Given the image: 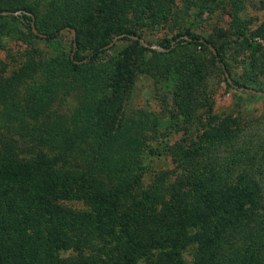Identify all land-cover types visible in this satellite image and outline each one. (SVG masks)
<instances>
[{
	"label": "trees",
	"instance_id": "16d2710c",
	"mask_svg": "<svg viewBox=\"0 0 264 264\" xmlns=\"http://www.w3.org/2000/svg\"><path fill=\"white\" fill-rule=\"evenodd\" d=\"M65 27L72 58L34 44ZM3 39L0 264H264V130L212 112L201 55L226 89L264 93V2L0 0ZM137 77L161 91L158 113L127 110ZM53 102L67 114L48 118Z\"/></svg>",
	"mask_w": 264,
	"mask_h": 264
},
{
	"label": "rangeland",
	"instance_id": "374dc122",
	"mask_svg": "<svg viewBox=\"0 0 264 264\" xmlns=\"http://www.w3.org/2000/svg\"><path fill=\"white\" fill-rule=\"evenodd\" d=\"M258 1V0H256ZM264 2V0H259ZM247 18H257L258 21H261L263 17L260 16L259 13L261 11H256L254 8H249L247 10ZM205 16L202 17L198 22L193 20L194 29L197 33L202 36H207L208 33L211 32V29L214 25V21L211 19H204ZM226 18L223 17V24L225 23ZM166 36V31L161 29L152 34H144L142 32V37L150 42L158 39L159 37ZM69 38L70 35L68 31L64 30L63 32H59V36L55 40V44L47 43L45 41H33L34 44L39 48L42 53H46V55H64L67 56L70 53L69 48ZM3 44L0 49V73L5 71V74H8L16 65L12 62V59L9 57L8 49H13L15 52L14 43L3 39ZM7 42H10L7 44ZM114 44L117 47H120L124 44L123 41L118 39ZM202 58L206 62V71L205 75H207V101L212 104V112L215 115L219 116H232L234 118H238L242 121V125H250L252 128L250 131L255 130L257 134L263 133L264 123L257 121L261 115L264 114V97H252L248 94L250 93H242L240 91L228 90L225 88L222 83V74L220 68L217 63L210 62L209 54L206 51L201 52ZM73 56V54H72ZM78 56H82L78 54ZM236 60L232 62L231 72L233 75H239L241 73V67L239 66V58H235ZM3 75V74H2ZM235 77V76H234ZM160 92L153 85V80L147 77H137L133 83L129 101L127 104V110L129 109H143L147 111H159V100H160ZM259 96V95H258ZM262 97V96H261ZM206 101V100H205ZM206 101V102H207ZM63 104V103H62ZM69 111V108L66 105H61L58 102H53L50 105L48 118L54 117V115H66ZM161 117L162 114H159ZM172 139L177 137V135L172 134ZM171 139V140H172ZM163 163L159 164V167H162Z\"/></svg>",
	"mask_w": 264,
	"mask_h": 264
},
{
	"label": "water",
	"instance_id": "95a60500",
	"mask_svg": "<svg viewBox=\"0 0 264 264\" xmlns=\"http://www.w3.org/2000/svg\"><path fill=\"white\" fill-rule=\"evenodd\" d=\"M19 12H23L25 13L24 11H16V12H13L12 14H18ZM9 14V13H7ZM33 19V18H32ZM31 19V20H32ZM30 28H31V32L34 34V35H37L38 37H44L43 34H40V33H37L35 28H34V24H33V20L31 21L30 23ZM64 30L66 31H69L70 32V35H71V38L73 39L74 36H75V32L73 29L69 28V27H65L64 29H60L59 32H63ZM121 37H123V35H116L114 36L111 41L109 43H107L104 48L105 49H108L109 47H111L118 39H120ZM134 39H138L136 36L133 37ZM140 43L142 44V46L144 47H151V46H148L146 43H144V41L142 39H139ZM207 48L209 49V51L215 56L216 55V52L215 50L209 45V44H206ZM72 54H73V51L70 53V58H72ZM85 60H82L80 61L79 63L81 62H84ZM78 63V62H77ZM220 67L222 69V72H223V76L225 77L226 81L227 82H230L229 78H228V75L226 73V71L224 70L223 66L220 64ZM239 91H242L241 88H238ZM245 92H249V93H252V94H256V95H262L264 96V93L261 92V91H258V90H255V89H252V88H244L243 89Z\"/></svg>",
	"mask_w": 264,
	"mask_h": 264
}]
</instances>
